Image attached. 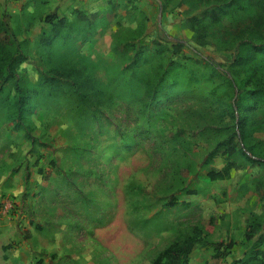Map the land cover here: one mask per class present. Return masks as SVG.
<instances>
[{
  "label": "rangeland",
  "instance_id": "1",
  "mask_svg": "<svg viewBox=\"0 0 264 264\" xmlns=\"http://www.w3.org/2000/svg\"><path fill=\"white\" fill-rule=\"evenodd\" d=\"M55 2L0 0L25 55L0 84V264L264 263V97L246 140L234 105L253 87L235 58L262 41L247 29L261 6ZM51 13L71 25L52 36ZM51 53L86 66L78 92Z\"/></svg>",
  "mask_w": 264,
  "mask_h": 264
},
{
  "label": "trees",
  "instance_id": "2",
  "mask_svg": "<svg viewBox=\"0 0 264 264\" xmlns=\"http://www.w3.org/2000/svg\"><path fill=\"white\" fill-rule=\"evenodd\" d=\"M208 0H205V4ZM258 3L261 8L258 9V13L254 16L253 20L248 23L247 29L250 33V36H254V34H258L263 31V36H261L262 41L258 45H252L246 41H241V49L239 50L235 62L237 64H244L248 63V65L252 68L253 75L252 82L249 83L253 87L247 91H243L237 99L235 100V109L239 113L238 124H239V132H240V139L246 140V132L244 129L245 126V109L251 110L255 109L256 102L264 97V79H262V72L264 71V0H229L227 5L229 7H237L240 10H245L248 7L254 6V4ZM211 16L213 20H219L218 13H212ZM83 17V16H82ZM84 19V17L82 18ZM44 21L49 23L53 30V35H58V31L66 26H70V22L66 17H58L55 13H51L45 16ZM17 36L15 33H11L6 23L0 18V84L3 86L7 82H10L15 79L17 65L21 62L24 58V54L21 52L20 43L17 41ZM51 57L54 58L55 65V72L58 75L68 76L73 75L75 82L72 84L73 90L78 92L83 84L86 81V75L84 73L86 66H75L72 65L69 69H63V71L57 65V56H54L53 53L50 54ZM54 69H51V71ZM14 90L16 94L14 97L16 98V105L18 108V112L21 111L22 107L26 104V101L23 96V91L17 81H14ZM2 86H0V93L2 92ZM253 101V103H250ZM248 102V103H247ZM19 116V115H18ZM20 117V116H19ZM249 151L253 153L251 148ZM248 160L255 162L254 158H250L246 155ZM211 179H218L223 178L224 173L222 171L218 172H211L209 173ZM260 226L256 223L253 227H249L246 231V238L251 239L254 232L259 230ZM191 248V243L187 245L184 249L185 255H188ZM177 256V255H176ZM249 260V259H248ZM247 261H243L242 259L239 260L240 264H246ZM252 260V259H250ZM249 260V261H250ZM254 260V259H253ZM153 264H161L160 259H156ZM260 264H264L260 261Z\"/></svg>",
  "mask_w": 264,
  "mask_h": 264
},
{
  "label": "crops",
  "instance_id": "3",
  "mask_svg": "<svg viewBox=\"0 0 264 264\" xmlns=\"http://www.w3.org/2000/svg\"><path fill=\"white\" fill-rule=\"evenodd\" d=\"M67 1L68 0H56L55 4L58 5V6H61L63 3H66Z\"/></svg>",
  "mask_w": 264,
  "mask_h": 264
}]
</instances>
